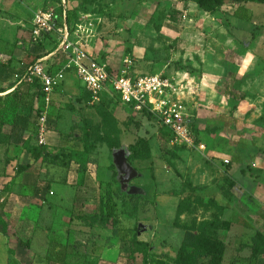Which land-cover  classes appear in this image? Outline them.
Returning a JSON list of instances; mask_svg holds the SVG:
<instances>
[{
	"label": "rangeland",
	"instance_id": "obj_1",
	"mask_svg": "<svg viewBox=\"0 0 264 264\" xmlns=\"http://www.w3.org/2000/svg\"><path fill=\"white\" fill-rule=\"evenodd\" d=\"M39 12L51 13L56 28L66 23L69 40L116 74L181 80L187 72L184 105L206 148L177 144L154 118L111 90L95 96L68 70L53 95L43 145L50 155L16 192L0 191V264H180L182 247L203 264L192 235L224 241L225 264H249L256 232H264V4L226 0L210 12L195 0H0V30L16 34L13 44L0 39V52H24L18 84L31 62L58 47V35H37ZM20 87L32 106L33 147L44 100L40 89ZM141 138L150 151L141 143L142 155L128 158ZM27 139L12 136L8 152ZM107 192L117 204L109 221Z\"/></svg>",
	"mask_w": 264,
	"mask_h": 264
},
{
	"label": "built area",
	"instance_id": "obj_2",
	"mask_svg": "<svg viewBox=\"0 0 264 264\" xmlns=\"http://www.w3.org/2000/svg\"><path fill=\"white\" fill-rule=\"evenodd\" d=\"M34 27L37 35L44 31L58 35L55 38L58 43L57 49L38 58L19 82V85L25 82L28 86L34 87L36 92L39 89L42 92L44 106L37 115L36 145L47 143V125L52 112L53 95L62 86L66 72L71 70L76 72L79 80L95 96L111 90L119 96L121 103L133 112L153 116L154 120L173 136L177 144L188 148H206L204 143L198 142L184 105L185 93L191 84L189 81L185 82L187 72L183 74L181 80L163 74L135 76L127 68L116 74L106 62L88 54L78 44L69 40V28L66 23L62 28H56L51 13H37L34 17ZM66 45L71 48L67 55L69 63L60 68L57 55ZM50 59L53 60L48 65ZM189 89L192 93L195 92L193 88ZM225 161L229 163V160Z\"/></svg>",
	"mask_w": 264,
	"mask_h": 264
},
{
	"label": "crops",
	"instance_id": "obj_3",
	"mask_svg": "<svg viewBox=\"0 0 264 264\" xmlns=\"http://www.w3.org/2000/svg\"><path fill=\"white\" fill-rule=\"evenodd\" d=\"M19 32L24 30L20 29ZM14 36L10 37L0 30V39L7 43H15ZM23 43L24 40H20V44ZM23 54L20 46L14 47L13 52H0V63H3L0 64V191L5 185V189L9 188L16 192L20 187L18 180L26 178L25 173L33 170L34 164L39 161H35L25 147L27 140L33 144L34 128L30 116L32 106L29 104L26 106V98L21 96L19 92L21 87L17 82L19 74L16 71L22 69L24 65ZM16 134L28 139L23 142L22 147L13 145L8 152L10 140ZM20 166H23L21 170ZM2 200L7 202V197H3Z\"/></svg>",
	"mask_w": 264,
	"mask_h": 264
},
{
	"label": "trees",
	"instance_id": "obj_4",
	"mask_svg": "<svg viewBox=\"0 0 264 264\" xmlns=\"http://www.w3.org/2000/svg\"><path fill=\"white\" fill-rule=\"evenodd\" d=\"M203 9L213 12L216 10L221 9V7L225 4L226 0H195ZM233 2H238V3H263L264 4V0H231ZM238 14H236L237 17L239 18H247L248 15V11H246V13L244 12L243 14L237 12ZM249 17V16H248ZM42 57V56H40ZM38 57V58H40ZM31 62V64L28 65V68L31 67L34 63ZM28 71L25 70V72ZM30 87V86H29ZM32 87V86H31ZM31 89V88H30ZM233 97H236V95L232 92ZM145 116H147L148 118L153 119V116H149L146 113L143 114ZM51 117V114L49 116V118ZM37 130V128H36ZM168 133V131L166 132ZM141 143H144L146 145V147L148 148V151H150V144L147 140H145L144 138H141L138 140V142L132 146H130L129 151L130 154L128 155V158H133V157H139L142 155V151L138 148L139 144L141 145ZM25 147L26 149H28V151L31 153L33 159L35 161L40 160L43 156H49L50 153L47 151V148L43 145H36L33 147H30V143L29 140H27V142H25ZM109 147L111 149L114 148V145L109 144ZM23 166L19 167V170H21ZM132 189V188H131ZM137 188L133 187L132 190H136ZM136 195H139V193L135 192V194H133L132 196L135 197ZM117 214V204L115 202L114 196L111 192H107L106 194V198H105V202H104V212H103V216L106 219V221H109L110 219H112L113 217H115ZM238 224H241L245 227L248 228H253L250 224H248L245 221H240L238 222ZM230 224L228 223V226ZM192 237L195 238V242L197 244V246L199 247V250L203 256V264H225L224 260H225V253L227 250V245L224 241L212 237V236H193ZM20 243L26 247L27 249H30V240H23L20 239ZM64 248V252L63 251H59V253L63 252L64 254L67 253L68 249V244H64L63 246ZM261 255H264V232L262 231H257L256 235L254 237V243L252 244V259L251 262L249 264H259V257ZM64 258V257H63ZM179 261L180 264H193V258L191 256V254H189L186 250L185 247H182L180 249V253H179Z\"/></svg>",
	"mask_w": 264,
	"mask_h": 264
},
{
	"label": "water",
	"instance_id": "obj_5",
	"mask_svg": "<svg viewBox=\"0 0 264 264\" xmlns=\"http://www.w3.org/2000/svg\"><path fill=\"white\" fill-rule=\"evenodd\" d=\"M128 170L132 171L133 169L132 168H129ZM126 177H129V176H126Z\"/></svg>",
	"mask_w": 264,
	"mask_h": 264
}]
</instances>
